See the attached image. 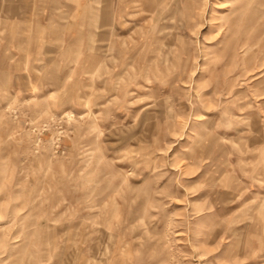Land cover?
<instances>
[{
	"label": "rangeland",
	"instance_id": "rangeland-1",
	"mask_svg": "<svg viewBox=\"0 0 264 264\" xmlns=\"http://www.w3.org/2000/svg\"><path fill=\"white\" fill-rule=\"evenodd\" d=\"M0 264H264V0H0Z\"/></svg>",
	"mask_w": 264,
	"mask_h": 264
}]
</instances>
